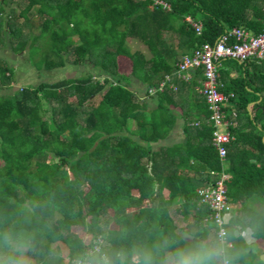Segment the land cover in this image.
<instances>
[{
  "label": "trees",
  "instance_id": "trees-1",
  "mask_svg": "<svg viewBox=\"0 0 264 264\" xmlns=\"http://www.w3.org/2000/svg\"><path fill=\"white\" fill-rule=\"evenodd\" d=\"M162 1L169 10L154 0H27L26 14L36 12L25 27L16 17H1L0 50L28 49L30 61L41 55L37 70L64 68L71 56L72 64L91 70L0 94V259L18 263L19 249L27 248L33 264H64L66 258L74 264L101 239L96 254L108 255L114 264H119L115 253H125L131 264L143 250L160 264L177 247L188 246L186 237L215 238L214 222H206L211 210L198 193L213 182L215 171L231 176L226 184L233 214L226 228L235 264H264L255 245L235 234L250 230L264 247V62H242L245 76L229 79L230 85L219 71L220 91L233 94L226 111L234 109L238 116L225 160L212 144L214 127L203 96L191 101V116L200 123L191 125L186 114L185 140L154 149L175 124L170 106L176 94H148L174 73L180 58L214 44L226 31L262 33L264 0ZM187 17L202 25L200 34ZM34 19L39 34L24 39ZM128 39L146 46L151 58L133 51ZM120 57L130 61V75L121 71ZM221 63L238 66L239 61ZM14 78V67L0 57V89L11 88ZM132 78L156 101L153 115L136 104ZM196 78L203 82L202 70ZM174 80L178 93L198 86ZM256 93L263 99L251 118L248 105L258 100ZM132 122L139 127L135 136L129 133ZM173 206L184 219L193 218L187 233L178 231L168 211ZM111 212L118 229L109 228ZM75 227L89 235L88 242L73 233Z\"/></svg>",
  "mask_w": 264,
  "mask_h": 264
},
{
  "label": "built area",
  "instance_id": "built-area-1",
  "mask_svg": "<svg viewBox=\"0 0 264 264\" xmlns=\"http://www.w3.org/2000/svg\"><path fill=\"white\" fill-rule=\"evenodd\" d=\"M155 5H161L164 9H170L169 5L162 0H154ZM187 22L198 34L202 31V25L191 17L186 18ZM225 59H232L244 62L250 59L264 62V31L254 35L243 28H233L220 36L214 44L205 43L193 53L183 56L176 64L172 75H166L157 87L148 91L149 95L163 93L165 91H178L174 79L189 83L193 79V73L197 70L203 72V82L200 89L201 95L205 98L209 111L211 112L208 122L214 127L212 144L218 151L219 157L225 160L227 147L234 141L231 128L237 123L230 118L226 108L230 106L233 94H225L220 91L222 84L219 81V68ZM236 114H234L235 116ZM213 182L199 189L198 193L201 203L207 205L211 210L210 217L206 222L213 221L215 227L211 229L213 237L228 236L226 225L232 217V205L228 199L227 181L231 178L226 172L210 173ZM250 231V230H246ZM236 230V235H242L247 240L251 233ZM101 239L95 241V246L88 253H99ZM230 248L232 242L228 241Z\"/></svg>",
  "mask_w": 264,
  "mask_h": 264
},
{
  "label": "rangeland",
  "instance_id": "rangeland-1",
  "mask_svg": "<svg viewBox=\"0 0 264 264\" xmlns=\"http://www.w3.org/2000/svg\"><path fill=\"white\" fill-rule=\"evenodd\" d=\"M21 4H19V10L16 12L15 7L13 8L14 11L12 10V17H16L18 24L21 25V27H25V23L29 18L33 19V14L36 12V9H34L31 13H27L24 15H21L20 11H23L22 9L25 8L27 0H21ZM24 3V4H23ZM23 14V12H22ZM6 13H2L1 17H6ZM10 15V13L8 14ZM36 21L34 29L32 30V33L29 35H25L24 39H27L29 37L35 36L39 34L40 31V25L38 23V20L34 19ZM27 27V26H26ZM174 39V38H173ZM177 42V41H175ZM177 44V43H176ZM128 45L133 51H139L143 53L147 58H150L151 54L146 46H144L142 43H140L137 40L134 39H128ZM40 56L36 57V59L33 61L29 59V54H28V49L20 54H15L12 52L11 49L6 48V49H1L0 50V57L4 58L7 60L12 67L15 69V82L11 85V88L8 89H0V94L5 95V94H11L14 91H17L18 89L22 87H34L39 85L41 82H58L63 79H69V78H77L80 77L84 72L91 70L89 65L83 64L81 66H76L72 64L73 61V56L69 57L68 63L66 67L57 69L54 71H45V70H37L35 69L38 67L40 63ZM119 65L120 69L123 73L126 75H130L131 72V64L130 61L127 58L120 57L119 58ZM133 79V78H132ZM99 100V97L96 98V101ZM2 162H0V165ZM164 197H168L167 191L164 192ZM154 211L157 214H160L163 212L162 208H159L158 205H153ZM175 206L170 207L168 209L170 215L173 217L175 220L177 226H178V231L181 232L183 229L188 230L190 226L193 225V218L190 217L188 219H184L180 214L177 213ZM133 212V209H129L128 212ZM114 212H111L110 214V221H109V228L110 229H118V225L116 223V215L114 216ZM59 216H57V219ZM73 233L79 236L82 240L85 242H88L89 240V235L80 227H75L73 228ZM20 250V256H19V262L17 264H33L34 261L32 258L28 255L27 253V248H21ZM62 251L63 255L66 257L68 254V249L64 245H62ZM68 259H65L64 264H67Z\"/></svg>",
  "mask_w": 264,
  "mask_h": 264
},
{
  "label": "crops",
  "instance_id": "crops-1",
  "mask_svg": "<svg viewBox=\"0 0 264 264\" xmlns=\"http://www.w3.org/2000/svg\"><path fill=\"white\" fill-rule=\"evenodd\" d=\"M21 3H22L21 0H0V13H1V8H4V13H6L7 15L10 13V15H11L13 13L12 10L14 11V9H13L14 7H15L16 12H18L17 10H19L18 7H19V4H21ZM22 10L23 11H20L21 12L20 14L21 15L26 14L25 8ZM22 12H23V14H22ZM1 15L2 14H0V19H1ZM150 58H151V56H150ZM241 65H242V62H239L238 66L225 65V64L221 63L219 71H220V69H222V72L224 73L223 79H225L226 85H230L229 79H235V78L240 77L242 75L245 76V68H243ZM249 69L251 71L252 67H249ZM219 74H220V72H219ZM176 80H178V79H176ZM194 81H197L198 86L194 87V90L192 93L188 89H184V88H183V90L181 89L180 93H178V91L177 92L172 91L173 93L176 94V97H175V105L170 106V110H172L174 112L176 121H175L173 128L170 130L169 134L164 139L160 140L158 143L153 144L154 149L158 150V149L163 148V147H171L173 145L182 143L185 140L184 126L186 125L185 124V118L187 116L186 115L187 113H189L188 119L190 120L191 125L196 126L200 123V121H195L194 117L191 116V113L193 114V111L190 108L191 104H193V102H191V101L198 99L199 97L202 96L201 92H200V89L202 87V82H201L200 78H196V72L193 73L192 81L187 83V84L190 86V85H192V83ZM174 83H175V80H174ZM176 85L178 86V84H176ZM131 89L134 91V93L137 96L136 97V104L143 106V110L145 111V114L147 116L153 115V113L157 109V103L154 99L146 96L145 87H143V85L140 82H138L136 79H132ZM249 91H250V93H252L253 90L249 89ZM189 93H191V94H189ZM254 95H256L258 97V100L253 101L252 103H250L248 105V111H249L251 118L254 115H256V113L258 111L256 106L263 99L262 94H260V93H256ZM230 106H231V104H230ZM230 106H228L227 109L230 108ZM227 113L230 116V118L237 123V126H238V121H237L238 116H237L236 111L234 109L229 110V111L227 110ZM234 114H236V115L234 116ZM129 130H130L129 131L130 135L135 136L139 132V127L134 122H132L129 125ZM263 141H264V136H263ZM182 231H183V233L184 232L187 233V230L183 229ZM246 232L251 233L250 231H246ZM246 241L248 242V244L255 245L254 250L258 254H260L261 260L264 261V247L262 245L256 243L255 239L251 236V234L248 236ZM168 255H170V254H168Z\"/></svg>",
  "mask_w": 264,
  "mask_h": 264
},
{
  "label": "clouds",
  "instance_id": "clouds-1",
  "mask_svg": "<svg viewBox=\"0 0 264 264\" xmlns=\"http://www.w3.org/2000/svg\"><path fill=\"white\" fill-rule=\"evenodd\" d=\"M190 241L186 247H177L170 255L160 261V264H235L236 256L231 252L227 236L218 235L214 239L202 240L196 236L185 238ZM22 246V245H21ZM119 264H129L127 255L123 252L114 254ZM0 264H17L11 258L0 259ZM74 264H114L108 255L88 253L78 258ZM131 264H156L150 250L137 252Z\"/></svg>",
  "mask_w": 264,
  "mask_h": 264
}]
</instances>
